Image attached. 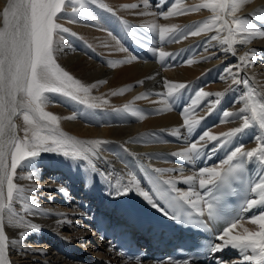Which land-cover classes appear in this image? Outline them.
Listing matches in <instances>:
<instances>
[{"label":"bare ground","instance_id":"1","mask_svg":"<svg viewBox=\"0 0 264 264\" xmlns=\"http://www.w3.org/2000/svg\"><path fill=\"white\" fill-rule=\"evenodd\" d=\"M6 2L0 0V10ZM205 2L207 0H166L165 3L164 0H96L93 4L91 0H76L71 7L79 8L83 3L80 12H71L68 7L61 13L56 22L76 35L62 33L63 40L56 43L54 34L53 57L89 92L79 93L80 100L46 92L44 111L58 117L54 127L59 132L78 141L105 140L109 143L97 149L102 159L92 157L96 171L83 157L66 156L56 151H41L21 162L14 183L23 191L14 198L12 212L5 210L0 214L9 242V264H173L159 262L152 256L128 259L114 247L109 237L104 238L94 229L91 217L95 209L115 214L126 202V193L117 194L116 186L133 178L138 187L132 190L143 198L141 193L146 192L150 198L147 200L153 201L140 177L137 158L155 169L164 170L159 173L168 181H175V189L182 196L190 191L203 194L198 178L195 185L184 183V178L196 176L205 167H219L237 147L245 151L257 147V138L264 134L257 122H253L226 143L199 141L205 131L222 136L241 127L244 115H251L247 112L236 118H224L225 111L239 112L245 103L240 100L245 96L243 84L233 85V76L227 75L226 69L239 72L237 79L250 76L264 95V37L232 34L233 42L229 45L224 43L230 35L227 30L221 33L213 30L198 36L161 41L159 27L156 30L150 27L175 25L182 29L181 32L188 28L195 30L193 25L198 27L197 22L202 24L212 16L210 9L201 8L171 17L163 13L173 4L191 7ZM237 2L240 7L235 15L253 26L249 31H264V22L255 16L258 10L264 15V0ZM132 3L139 7H123ZM100 4H106L114 13L99 7ZM213 35H217L218 40L211 41ZM161 51L173 55L162 60ZM253 52L254 63L245 64L239 60L241 55ZM165 81L184 83L186 87L168 97ZM199 91L225 94L202 97L197 102L187 118L200 122L189 132L184 125L183 111ZM217 101L218 106L211 110L210 105ZM91 104L100 106L91 108ZM14 123L16 134L22 139L23 116L15 117ZM177 129L179 134H174ZM193 142L198 143V148L203 146V150L192 153L190 160L173 155L185 151ZM88 155L91 157V153ZM252 161L254 186L259 182L264 164L256 158ZM30 174L33 175L31 180L27 179ZM251 199H258V196L252 193ZM261 213H264V206L245 210L239 222L256 231L258 226L249 221ZM240 232L242 229L238 228L232 234ZM243 255L230 246L225 254L208 262L190 264H241Z\"/></svg>","mask_w":264,"mask_h":264},{"label":"snow or ice","instance_id":"2","mask_svg":"<svg viewBox=\"0 0 264 264\" xmlns=\"http://www.w3.org/2000/svg\"><path fill=\"white\" fill-rule=\"evenodd\" d=\"M75 2L76 0H7L6 6L0 10V18H2V26H0V214L5 210L11 213L14 198H17L19 193L23 191L14 183V177L18 166L26 158L35 157L41 151H56L66 156L83 157L92 170L96 171L97 168L92 157L102 159V157H99L97 149L101 145L109 143L105 140L78 141L74 137L59 132L54 127L58 117L44 111V105L47 101L44 95L46 92L62 94L74 100L81 99L79 93L87 94L89 92L88 88L80 85L68 72L61 68L53 57L54 34L57 37L56 43L63 40L62 33L76 35L56 22L61 13L67 11V8ZM91 2L95 4L96 0H91ZM165 2L166 0H164ZM99 7L113 12V9L108 8L106 4H100ZM123 7L136 9L139 5L132 3L125 4ZM239 7L240 4L237 0H207L205 3L191 7H181L179 4H173L168 12L163 13L165 17L199 11L201 8L210 9L212 16L203 21L202 24L197 22V24H200L198 27L193 25L195 30L188 28L181 32L182 29L177 28L175 25L171 27L151 25L150 27L152 30L159 27L161 41H165L166 38L176 39L178 36L181 38H186L187 35L198 36L201 33L213 30L217 33L227 30L230 35L225 38L224 43L229 45L233 42L231 40L232 34L264 37V31L259 29L249 31L253 26L246 19L235 15ZM83 8L84 4L81 3L79 8L71 7V12H80ZM255 16L257 20L264 22V15L259 10ZM218 38L217 35H213L210 40L216 41ZM159 55L163 60L164 57L173 54L161 51ZM132 59H135V57ZM239 60L245 64L254 63L255 53L241 55ZM191 62L188 61V63ZM226 74L233 76V85L248 84L247 79L235 78L239 76V72L233 73L231 68L226 69ZM139 83H143V81H139ZM164 84L167 88L168 97L186 87L184 83L165 81ZM115 94L113 93V95ZM224 94L223 92L211 94L204 91L196 93V98L191 101V105L183 111L185 116L184 125L189 132L200 122L196 119L190 120L187 118L188 114L197 106V102L202 97L210 95L222 97ZM137 99H140V97H137ZM240 100L245 101V103L239 112L225 111L223 116L225 119L236 118L250 112V117L244 115L242 126L234 128L219 137L205 131L199 137V141L207 139L208 141H218L220 144L226 143L253 122H258L259 128L264 133V103L251 102V89H249V94L240 97ZM103 103L106 104L107 101ZM98 106L100 105H89L91 108ZM217 106L218 101L216 104L210 105V109L214 110ZM19 115L23 116L25 122L24 137L22 139L16 134L14 123V118ZM174 134H179V129ZM225 137L227 140L224 139ZM257 140V147L251 150L245 151L243 147H237L222 161L219 167H205L200 169L196 176L184 178V183L189 185H195L198 178V185L203 190V194L197 191L186 192L179 200L172 201L174 206L180 203L190 204L191 208L195 209V216L202 217L205 213L209 217L212 216L214 209L211 193L217 182L225 179L228 174L236 169L241 168L243 162L249 158H256L258 162L264 164V134L260 135ZM85 145L88 147H84ZM202 150L203 146L198 148V143L193 142L185 151H177L173 155L184 160H190L192 153H198ZM88 153H91V157ZM153 171L160 172L164 170L155 169ZM32 178V174L27 177L30 180ZM258 179L259 182L250 188V192L256 194L258 199H248L246 201V211L256 206H264V171ZM164 183L171 184L175 189V181L169 180L164 181ZM134 186L138 187L135 178L118 184L116 186L117 194L127 192ZM141 194L146 199H150L146 192ZM188 214L193 215L192 212H188ZM249 222L257 225L258 230L251 231L244 227L239 222L238 217L223 229L222 234L217 237L222 243L214 245L212 251H222L225 247L231 246L244 253L241 264L243 262L264 264V213L252 216ZM238 228L242 229V232L233 235V230ZM8 244V238L4 231L3 216L0 215V264H9L7 259ZM249 251L251 254H248Z\"/></svg>","mask_w":264,"mask_h":264},{"label":"rangeland","instance_id":"3","mask_svg":"<svg viewBox=\"0 0 264 264\" xmlns=\"http://www.w3.org/2000/svg\"><path fill=\"white\" fill-rule=\"evenodd\" d=\"M105 238V237H104ZM90 251L92 250L91 246H89Z\"/></svg>","mask_w":264,"mask_h":264}]
</instances>
